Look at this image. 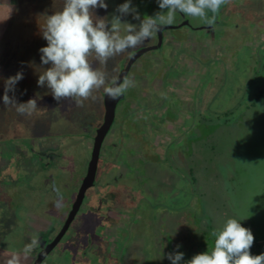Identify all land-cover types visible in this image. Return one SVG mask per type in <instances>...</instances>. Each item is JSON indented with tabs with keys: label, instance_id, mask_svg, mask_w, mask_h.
Segmentation results:
<instances>
[{
	"label": "rangeland",
	"instance_id": "obj_1",
	"mask_svg": "<svg viewBox=\"0 0 264 264\" xmlns=\"http://www.w3.org/2000/svg\"><path fill=\"white\" fill-rule=\"evenodd\" d=\"M254 1L256 3L262 1V7L264 6V0ZM254 1L246 5L250 13L253 11ZM125 2L126 0H105L108 5L107 10L97 8L95 14L98 17L111 18L112 15H118L117 7ZM131 5L137 9L141 19L144 16H154L159 8L157 0H131ZM62 7L63 0H0V98L3 96L5 80L16 75L17 72H22L23 79L15 86V98L18 103L37 99V106L40 108L31 116L20 115L15 108L5 106L0 99V216L12 212L15 214V211L19 209L26 210L30 212L34 220L38 221L37 223L41 224L40 227H46L49 224L46 222L48 218L40 215L43 210L47 213L51 212L53 218L52 214L61 213L72 200L73 182L79 178L86 166L93 133L103 116V90L94 93L95 100L84 101L83 107H76L73 104L69 108L68 101H56L46 86L40 87L37 84L39 73L50 67L41 63L39 49L47 46V41L42 37L41 27L46 21V15L62 10ZM177 17L191 20L183 14H177L176 20ZM242 17L246 18L243 15H235L232 18L233 20L240 18L242 22L244 21ZM263 20L264 15L261 21ZM122 22L139 24L140 21L134 20L130 14L122 17ZM248 25L249 21L241 25L239 31L231 33L229 37L224 35L223 30L216 29V39H213L215 43L211 45L214 48L207 49V52H203L199 45L189 49L187 48L189 43L179 40L173 43L172 41L171 44L175 46V50L167 52L169 60L165 61V69L168 72L186 70L183 73V80L188 84L184 95L189 101L185 108L188 123L191 122V116H196L194 114L197 113L196 108L201 107L202 111L209 114L215 109L221 110L228 106L229 101H233V104H241L234 111L235 121L232 126L218 130L212 138L207 137L209 140L206 141V147L209 149L212 142L216 143L219 164L217 172L221 179L215 187L219 195H223L231 205L230 209L228 208L227 218L248 221L249 229L253 234H257L264 232V96L253 105L255 85L249 86L251 79L249 71L243 73L245 66H254L256 59H260V54L254 53L256 58L253 57V52L257 50L255 48L257 42L254 41L256 38L247 34L249 33ZM260 26L262 27L260 37L263 38L264 22ZM242 32L244 36L241 35ZM188 33H190L188 29L179 28L169 30L166 36L180 38ZM154 38L130 51L145 48L150 45L149 43H154ZM248 46H251L249 51ZM223 48L229 49L225 51ZM179 49L184 52L183 55L178 54ZM151 53L155 56L159 55L157 50L149 51L141 57V61L131 66L129 76L132 79L133 76L148 75L153 69L155 73L156 63L152 62V66H143L146 61H149ZM129 57L128 52H125L110 59L107 65L100 66L107 72L109 82L116 78ZM177 63L180 66H175ZM211 66L214 69L217 66L220 67L213 70V74L214 76L221 74L222 79L209 82V78H206L205 82L203 80L198 83L204 69ZM251 70L252 68L250 74ZM170 73L166 72L167 75ZM129 90L130 92L127 93L129 101H132L131 103L139 101V96L134 95V91H138L139 86L135 83V87ZM126 101L118 106L123 111L128 104ZM198 118L199 114L195 118V123L198 122ZM132 124L134 127V123ZM199 128L202 132L205 125L202 127L199 124ZM178 133V130L173 127V134ZM112 134L110 131L107 137H114ZM166 137L163 143L156 144L157 140L155 141L154 153H148L146 158L156 160L158 155L162 154L165 144L171 142L173 138L175 140L174 136ZM126 147L122 149L123 154L128 153ZM56 152L61 155L57 156ZM47 160L46 170L48 171L45 174L31 176L34 172H38V167L41 168ZM122 166L128 176L134 175L133 177H136L138 181L145 177L146 171L141 164L135 169L125 163ZM23 172H26L25 177L22 176ZM158 174L161 173L155 172L156 176ZM117 187L114 186V189L121 190ZM57 189L63 196V207L59 210L55 207V202L59 199ZM96 199L89 202L91 208L88 214L89 219L94 218L96 210L102 206L114 205L106 200L102 201V205ZM117 199L118 203L122 204V201H126L127 198L120 195ZM13 222L11 218L8 225L9 228H13L15 234L13 235L15 243H13L18 248V240L22 239L21 235L25 231L21 226L22 222L16 224L17 227L13 226ZM86 223L82 222L84 225ZM54 228L55 224L47 230H41L42 234H46L43 240L54 232ZM262 244L264 245V241ZM177 251L183 253L182 250Z\"/></svg>",
	"mask_w": 264,
	"mask_h": 264
},
{
	"label": "trees",
	"instance_id": "obj_2",
	"mask_svg": "<svg viewBox=\"0 0 264 264\" xmlns=\"http://www.w3.org/2000/svg\"><path fill=\"white\" fill-rule=\"evenodd\" d=\"M252 1L254 0H231V5L221 9L214 27H208L199 20H188L190 27L181 28L190 32L188 35L183 34V39L193 38L195 41H201L202 51L207 52V49L214 48L211 45L215 43L213 39H216V29L223 30L224 35L229 37L249 21L247 34H251L250 36L256 38L254 41L257 42V45L255 44L257 50L253 52V57L256 58V54H260V59H256L254 66H245L243 73L248 70L251 75L249 86L255 85V96L252 98L254 105L264 96V36L260 37L262 31L260 24L264 22L261 21L264 6L262 7V1L261 3L254 1L253 11L250 13L246 5ZM157 9L158 12L161 10ZM235 15H243L246 18L242 17L244 19L242 22L240 18L233 20L232 17ZM178 19L173 26L178 24ZM243 34L244 32L241 35ZM181 39L180 37L179 41ZM250 48L251 46H248L247 50ZM217 68L220 67L205 68L198 83L203 80L205 82L206 78H209V82L220 81L221 74L217 76L213 74V70ZM239 106L241 104L229 101L228 106L221 110L215 109L209 114L202 111L201 107L196 108L197 113L194 114L196 116L199 114L197 125L196 116H191V122L188 123L187 130L179 141L173 138L171 142L165 144L162 154L158 155L156 160L137 159L146 171L145 177L126 187L123 195L127 198L125 203L130 212V215L126 216L127 219L132 220L136 217L140 222H126L132 229L126 234L125 243L122 244L123 255L116 264H171L167 254L178 249L184 253L182 264H186L195 254L211 248L213 237L210 233L227 218L231 205L223 195H219L215 187L221 179L217 172L219 164L216 143L212 142L208 149L206 141L218 130L232 126L235 121L234 111ZM199 124L202 127L205 125L202 132ZM150 151L154 153L155 145L150 146ZM155 172L161 174L156 176ZM4 217L6 218V214ZM9 223L0 222V264H7L14 253H21L25 245L31 242L22 237L18 240V248L14 246L15 234L13 228H9ZM18 223L21 224L13 222V226L17 227ZM240 223L243 227H250L246 220L241 219ZM253 235L255 239L250 252L252 255H259L264 252L262 244L264 232ZM177 245L180 246L178 249ZM29 260V257L27 259L21 257V264Z\"/></svg>",
	"mask_w": 264,
	"mask_h": 264
},
{
	"label": "flooded vegetation",
	"instance_id": "obj_3",
	"mask_svg": "<svg viewBox=\"0 0 264 264\" xmlns=\"http://www.w3.org/2000/svg\"><path fill=\"white\" fill-rule=\"evenodd\" d=\"M184 21L188 22V25L184 26L190 27L188 19L179 18L178 24L174 26L177 28L174 29L184 27L180 26ZM169 30L162 32V43L159 48L154 49L159 51V55L155 56L151 53L149 61L145 60L146 64L143 65L152 66V62L156 63L157 67L155 73L153 69L148 75L133 76V80L136 85L139 86V90L134 91V95L139 96V101L133 103L129 101L127 93L130 92V90L118 98L114 107L111 125L100 145L94 180L92 184L86 188L79 208L70 221L69 226L54 248L44 257L40 264H116L123 255L122 244L125 243L126 234L132 229L129 228L130 226L126 222H140V219L136 217L132 220L127 219L126 216L130 215V212L126 206L125 200L122 201V204H119L117 201L118 196H125L123 193L126 187L133 184V182L137 183V178L128 176L127 172L123 170L122 164L125 163L132 169H135V167L139 165L137 159H148L146 158L147 154L152 153L150 151V146L154 145L156 140V144L159 142L163 143V141H166V136L168 135L169 138L174 136L175 139H179L183 136L184 132H186L188 126V120L185 115L187 111H185V108L186 105L188 106L189 101L185 99L184 96L188 84L183 80V73L186 72V70H171L168 72L165 69V61L169 60L167 59V52H174L175 50V46L171 44V42L173 41V43H175L177 42L176 40H179L178 37L172 38L166 36ZM193 37L195 38V35H193ZM181 38L183 39V36ZM154 39V43H149L150 45L146 47L155 45L157 42L156 36ZM182 39L181 42L189 43L187 47L189 49L193 48L194 45L202 46L203 44L201 41H195L193 38ZM181 51L182 50L179 49L178 54L183 55L184 52ZM141 57L135 62L138 63V61H141ZM134 63L131 66H133ZM124 66H122V68ZM140 66L142 65L140 64ZM175 66H180V64L177 63ZM129 72L130 69L126 75L129 76ZM166 72L171 73L167 75ZM123 101L128 103L125 111L118 107ZM101 123L102 119L96 126V129ZM132 123H134V127ZM173 127L178 130V134H173ZM110 131L113 133L112 136L114 137L108 138L107 135ZM95 132L92 136V144ZM125 146H127V154H123L122 152ZM56 154L57 156L61 155L58 152H56ZM89 159L90 156L81 175L73 182L72 200L69 202L68 206L64 208L61 213L52 214L53 218L50 214L51 212L47 213L46 210L40 213L41 216L48 218L46 221L49 222L48 225L55 224L54 232L47 236L45 240H43V236H46V234H42L41 230H47V228L52 225L40 227L39 225L41 224L33 219L30 212L19 209L15 211V214L13 212L7 213L6 218L4 214L0 216V222H11V218L14 222H22L21 225L25 229V233L22 234L24 239L32 240L33 237H38L39 239V246L35 248L29 256L30 262L28 261L22 264H33L38 253L44 249L61 230L75 202L78 189L87 173ZM45 163L46 164H43L41 168L38 167V172H34L31 176L40 175L41 173L45 174L48 171L46 170L48 168V160L45 161ZM22 176L25 177L26 172H23ZM114 186H118L117 188H121V190H115ZM95 198H97L96 201L101 202L102 205L103 200L110 201L114 205L112 207H108L107 205L102 206L96 210V216L89 219L88 214L89 209H91L89 202L91 203ZM82 222L87 223L84 225Z\"/></svg>",
	"mask_w": 264,
	"mask_h": 264
},
{
	"label": "clouds",
	"instance_id": "obj_4",
	"mask_svg": "<svg viewBox=\"0 0 264 264\" xmlns=\"http://www.w3.org/2000/svg\"><path fill=\"white\" fill-rule=\"evenodd\" d=\"M161 11L154 16L141 19L131 0L120 4L118 15L98 17L95 9L107 10L105 0H63L62 10L46 15L41 27L42 37L47 46L41 47V63L50 65L39 73L37 84L46 86L56 101H68L83 107L84 101L96 97L94 93L103 90L110 99H117L129 89L135 87V81L128 75L122 80L109 82L108 74L100 66L122 53L133 51L153 39L166 26L173 25L177 14L199 20L208 27H214L222 7L231 0H157ZM132 15L139 24L122 22V17ZM23 79V73L7 78L4 82L2 103L15 108L20 115L31 116L40 108L37 99L18 103L15 98V86ZM13 93V95H9ZM59 199L55 202L57 210L63 207V196L56 190ZM241 220L229 217L210 235L213 244L207 251L195 254L186 264H264V253L252 255L254 235L249 228L243 227ZM39 246L38 237L14 253L7 264H21V257L27 259ZM180 246L177 245V249ZM184 254L179 251L167 254L171 264H181Z\"/></svg>",
	"mask_w": 264,
	"mask_h": 264
},
{
	"label": "water",
	"instance_id": "obj_5",
	"mask_svg": "<svg viewBox=\"0 0 264 264\" xmlns=\"http://www.w3.org/2000/svg\"><path fill=\"white\" fill-rule=\"evenodd\" d=\"M184 25H188V22L184 21L180 24V26H184ZM174 28H177V27H174V26L164 27L162 29V31H160L159 33L156 34L157 42L155 45L145 47V48H141V49L134 51L133 54L127 60L126 65L122 69H120V71L117 74L115 79L116 80H122L123 77L128 73L131 65L138 58H140L142 55H144L149 50H154V49H157L160 47V45L162 43V38H163L162 32L165 30L174 29ZM117 100H118V98L117 99H110L105 93L102 94V103H103L102 123L96 129L95 135L93 137V144H92V149H91V153H90V159H89L88 166H87V173H86V175H85V177H84V179H83V181H82V183L78 189L75 202L73 203V205L71 207V210L69 212V215L67 217L66 222L63 224L61 230L58 232V234L55 236V238L44 249H42L38 253L33 264H40L41 261L44 259V257L57 244L60 237L63 235V233L65 232V230L69 226L70 221L72 220L75 213L77 212L86 188L92 184V182L94 180L95 167H96V162H97V158H98V154H99L100 145L102 143V140H103L105 134L107 133V131L109 130V127L111 125V122L113 119V114H114V107H115Z\"/></svg>",
	"mask_w": 264,
	"mask_h": 264
}]
</instances>
